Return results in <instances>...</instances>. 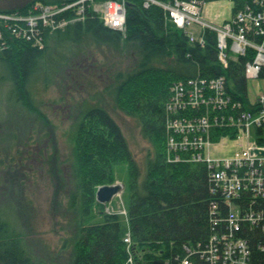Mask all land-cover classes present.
Wrapping results in <instances>:
<instances>
[{"label": "trees", "instance_id": "1", "mask_svg": "<svg viewBox=\"0 0 264 264\" xmlns=\"http://www.w3.org/2000/svg\"><path fill=\"white\" fill-rule=\"evenodd\" d=\"M34 1L73 4L56 15L67 21L64 29L54 34L47 29L40 40L47 43L52 35H58L84 43L92 38L113 48L125 47L135 56V65L127 72L119 70L108 88L116 105L137 118L143 135L153 145L145 177L140 180L141 169L129 143L103 105L87 106L75 119L69 136L74 156L69 199L79 220L69 264H182L184 259L190 260V245L208 243L216 217L213 205L217 201L222 204V200L212 188L207 163L168 161L164 107L173 82L219 76L226 77L228 91L242 100L244 108L251 107L245 74L249 56L230 58L224 66L215 30L206 28L201 33L204 43L191 41L187 31L172 23L161 6H146L145 0H119L126 4L125 31L105 24L100 12L89 7V0H32L18 7H0V11H22ZM80 7H84L82 15L77 14ZM14 37L5 36L8 47H0V80L12 82L13 95L18 94L37 111L29 83L41 68L47 47L39 48L37 37ZM260 77L264 78V68ZM226 134L223 131L213 137ZM123 167L131 174L124 192L126 213L97 211L96 185L111 183ZM22 240L20 231L0 208V264H45L30 255ZM251 241L261 242L263 249H256L253 258L255 264H264V236H251Z\"/></svg>", "mask_w": 264, "mask_h": 264}, {"label": "rangeland", "instance_id": "2", "mask_svg": "<svg viewBox=\"0 0 264 264\" xmlns=\"http://www.w3.org/2000/svg\"><path fill=\"white\" fill-rule=\"evenodd\" d=\"M28 1L32 0H0V7H18ZM110 1L114 0H89V7L100 12L105 21ZM158 1L166 0H145V5L155 3L161 6L174 23L170 10ZM72 5L34 1L22 11H0V47L7 42L5 36H10L11 40L14 36L27 40L37 37L39 48L47 47L46 58L29 83L32 103L37 111L24 103L18 94L13 95L12 82L0 80V208L20 231L30 255L45 264H69L73 256L72 237L77 231L79 214L70 207L74 156L69 136L72 124L82 110L99 103L110 112L120 125L140 166V180L145 177L149 153H153V145L143 135L137 118L116 105L108 88L119 70L127 72L135 65V56L125 47L113 48L92 38H87L84 43H73L58 35H52L47 43L44 39L40 40L39 36L47 29L50 34L64 29L67 21L56 18V15ZM234 6V0H207L198 20L222 26L233 18ZM76 9L77 14H84V7ZM59 22L66 23L61 25ZM198 23H193L192 27H198ZM16 25L18 30L21 28L17 34L11 29ZM122 31H125V26ZM177 82L172 83L164 107L166 157L169 162H178L176 156L181 154L180 150L170 149L171 145L181 142V126L175 123L170 125L171 119H168L173 117L168 110L171 113L175 111L169 108V103L174 102L175 92L172 88ZM248 93L252 98L264 94V79L249 80ZM183 98L189 100L187 96ZM187 141L191 142L189 139ZM204 141L201 148L204 157H230L241 147L237 139H212L211 143L207 139ZM128 176L131 177V174L123 167L111 183L96 185L97 211L126 213L124 192ZM114 184L122 185L119 193L110 201H99V188ZM203 245V242L190 245L194 253L190 254L189 264L203 263L198 253Z\"/></svg>", "mask_w": 264, "mask_h": 264}, {"label": "built area", "instance_id": "3", "mask_svg": "<svg viewBox=\"0 0 264 264\" xmlns=\"http://www.w3.org/2000/svg\"><path fill=\"white\" fill-rule=\"evenodd\" d=\"M206 1L167 0L158 3L170 10L175 25L186 30L191 41L204 43L201 33L206 28L215 30L221 63L227 66L230 58L249 56L246 77L248 81L259 78L264 68V0H234L233 18L222 26L198 20ZM124 5L123 1L108 3L104 18L107 25L120 30L124 28ZM195 22L200 23L198 27H192ZM11 29L17 34L21 28L18 30L16 25ZM1 35L2 32L0 38ZM172 90L175 92L174 102L169 103V108L175 111L168 110L173 115L168 119H171L170 125L181 126V142L171 145L170 149L181 151L176 156L178 161L207 163L212 188L222 200V204L217 201L213 205L216 217L212 219L211 236L198 251L202 264H255L254 251L263 247L259 241L253 244L251 236H264V94L252 98L248 93L251 107L244 108L242 100L228 91L225 76L179 80ZM184 96L189 100L186 101ZM223 131L228 134L217 139L213 137ZM205 139L210 143L212 139H237L241 147L230 157H204L201 148ZM188 250L189 254L194 253L191 247ZM189 262L186 258L182 264Z\"/></svg>", "mask_w": 264, "mask_h": 264}, {"label": "water", "instance_id": "4", "mask_svg": "<svg viewBox=\"0 0 264 264\" xmlns=\"http://www.w3.org/2000/svg\"><path fill=\"white\" fill-rule=\"evenodd\" d=\"M122 185L114 184V185H105L99 188L97 192L98 200L101 202L110 201L116 194L121 190Z\"/></svg>", "mask_w": 264, "mask_h": 264}, {"label": "bare ground", "instance_id": "5", "mask_svg": "<svg viewBox=\"0 0 264 264\" xmlns=\"http://www.w3.org/2000/svg\"><path fill=\"white\" fill-rule=\"evenodd\" d=\"M111 12L114 14L115 10H114V9H112V10H111Z\"/></svg>", "mask_w": 264, "mask_h": 264}, {"label": "crops", "instance_id": "6", "mask_svg": "<svg viewBox=\"0 0 264 264\" xmlns=\"http://www.w3.org/2000/svg\"><path fill=\"white\" fill-rule=\"evenodd\" d=\"M251 95V94H250ZM257 96V95H256ZM253 97H255V96H253Z\"/></svg>", "mask_w": 264, "mask_h": 264}]
</instances>
